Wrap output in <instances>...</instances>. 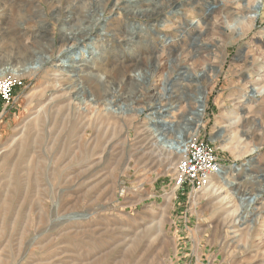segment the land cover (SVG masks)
<instances>
[{
  "label": "rangeland",
  "instance_id": "1",
  "mask_svg": "<svg viewBox=\"0 0 264 264\" xmlns=\"http://www.w3.org/2000/svg\"><path fill=\"white\" fill-rule=\"evenodd\" d=\"M174 1L181 5L165 10L159 23L136 18V29H130L134 44L124 47L111 32L127 30V15L121 8L110 12L116 0H109L102 21L105 28L83 45L82 55L89 60L90 51L102 49L97 63L117 72L121 68L116 64L132 55L145 69L135 70L137 80L127 87L120 86V75L115 82L94 83L96 90L87 87L83 104L74 102L72 114L81 112L91 120L111 106H97L96 98L120 101L110 110L119 113L121 124L113 119L111 125L99 124L87 130L82 142L71 144L70 119L64 121L55 113L62 105L46 110L62 94L51 89L53 80L61 78H55L53 71L62 59L43 66L50 56L49 40L59 46L62 25L56 18L61 14L54 5L65 8L67 3L0 0V73L39 68L35 75L21 77L23 87L14 103L2 104L0 264H264V96L248 99L252 85L264 87V10L253 25L241 26L237 18L245 15L242 0H153L152 6L146 2L138 8L151 10ZM92 2L97 12L106 0ZM92 12L88 17L96 15ZM65 24L66 29L75 27L72 20ZM228 26L240 27L243 35L235 37ZM178 28L185 34L176 32ZM38 31L47 37L41 39ZM158 31L173 39H158L162 37ZM175 39L179 41L171 44ZM179 48L187 49L193 59L187 61L186 54L169 59ZM151 54L162 61L161 67L150 61ZM82 58L76 55L65 65ZM208 65L212 71H204ZM167 77L176 90L182 84L194 92L179 94L182 101L169 119L175 126L156 136L152 130L155 145L139 143L140 127L156 105H142L138 99L142 103L160 92ZM200 97L204 102L197 106ZM199 105L204 107L198 128L193 122L201 113ZM39 116L45 120L36 127ZM197 128L199 140L217 150L224 166L221 174L225 168L250 165L248 175L233 172L228 183L236 185L227 189L208 186L194 194L188 188L178 190L174 183L178 143L191 139L189 134ZM105 136L113 140L107 143ZM256 196L252 205L243 201ZM239 221L241 225L233 229Z\"/></svg>",
  "mask_w": 264,
  "mask_h": 264
},
{
  "label": "bare ground",
  "instance_id": "2",
  "mask_svg": "<svg viewBox=\"0 0 264 264\" xmlns=\"http://www.w3.org/2000/svg\"><path fill=\"white\" fill-rule=\"evenodd\" d=\"M58 1H62V0H54V3L55 4H57V3L60 4V2H58ZM63 1H65V3H67V7L64 8V7L60 6V5H54V10L61 14V17L59 19L56 18L59 21V23L62 25V28H61V31H60V36H59V42H58L59 46H57L56 41H52V43H51V40H49L50 41V44H49V48H50V54L49 55L50 56L47 58L46 61H44L43 66L44 65H49L50 63L52 64V63H54V61L58 62V61H60L62 59V61H60L61 64L58 65V67L55 66L54 68H56V69H54V71H53L56 74L55 78H57V76L58 77L60 76L61 78L60 79H54L53 82L51 83V89L53 90V93L54 92H57V93L62 92V94L58 95V96H55V98L53 100L54 103H52V105L50 103V106L47 107L46 110L47 111H49V110L52 111L53 109L55 110L57 107L62 105V107L60 109H58V111L55 110V113H56L57 118L60 117L61 115L64 116L63 117L64 121L67 120V119H70V126H69V128H70L69 130L70 131L68 133L67 140H70V143L72 144V143H80V142H82L84 140V138H85L84 136H85V134H86V132H87V130L89 128L96 129L99 124H101V126L102 125H111V123H112L111 120L112 119L114 121V124H121L120 123L121 118L118 117L119 113H117L116 111H113L112 110L113 108L110 110V107L112 105L115 106V107L116 106L117 107L120 106V103H119L120 101L119 102L115 101V102H109L108 103L106 100H101L100 98H99V100H97V98H96L95 104L97 106L98 105H101L102 107H107V105H111V106L109 107V110L107 109L108 110L107 112H105L104 114L99 113L91 120L87 119L86 116L84 115V113H81V112H79L78 114H74V115L72 114L73 105L75 104L74 102L77 101V102H79L80 105L83 104V101H84L83 97L86 96V94H87V87L90 86L94 90H96L95 86L93 85L94 83H100V82H106L107 83V82H110V81L115 82L118 75H120L122 77L120 86L127 87V86L132 85L133 83H135V81L137 80V77L135 76V74L133 75L135 70L144 71L145 65L141 66V64L139 62H137L136 60H132L131 59L132 55L131 56H125L124 61H121L119 64H116V66L119 65V67L121 68V71H119V70H118V72L117 71H111L108 68H105V67L103 68L101 63L100 64L97 63V62H101L102 56L104 55V51H102V49L97 50L98 48L96 50H94V51H90V54H91L90 56L91 57L89 58V60L85 59V56L82 55V52H83V49H84L82 47H85L83 45H86L87 43H90L92 41L91 39L96 35V33L98 32L99 29H103L104 30L105 27L102 24V21H103V18L105 17V14L107 13L105 11V8H106V5L108 4L109 0H106V2H104L103 6H102L101 11L98 10L97 12L96 11L94 12V6L92 5V3H93L92 0H89L90 2L89 1L85 2V0H63ZM146 2L150 3L151 6L153 5L152 4L153 0H127L126 3H125L124 8H122L123 6H121V4H123V0H116V2L113 4L112 8L110 9V12L111 11L113 12V10L121 8V9H123L124 13L127 15V17H126L127 23H128V26H126L127 30L125 32H123V33L120 32L117 29L114 32L113 31L111 32V33H114L113 34L115 36L114 38L119 37V39L122 40V42H121L123 44L122 46L125 47V46H130V45L134 44L133 43V35L131 34L130 29L131 28L133 30L136 29V27H135V24H136L135 23L136 22L135 19L136 18H140V20L141 19H146V23H159L160 22L159 18H161L160 16L164 13L165 10L173 9V7L174 8H175V6L177 7L178 4L181 5V3L179 1H174L173 3H169V4H165L166 3V1H165V3L163 2L164 4L160 5L159 7H158V5H154V7H152L151 10H149V9H147V10H139V8H138L139 4H144ZM242 2H243V4L241 3L240 9H241L242 12H245V15L239 16L237 18V22L239 24H241V26H243L246 22H248L250 24V26H251L262 15L261 10L262 9L264 10V0H242ZM222 5H224V2H222ZM257 7H260V8H257ZM137 8H138V10H137ZM91 12H92V14L93 13L96 14L95 16H92V18H91V16L88 17L89 15H87V14H90ZM182 15L187 17V14L185 12H183ZM65 20H72L75 27H73V28L70 27V28L66 29ZM44 23L45 22L43 21V24ZM38 26H39V24H38ZM141 27H143V26H141ZM22 28H24V27H22ZM196 28H197L196 30H200V23L199 22L197 23ZM228 29L231 30L235 34V37H241L243 35V33H244V31H242V29L240 27L228 26ZM174 31H175V29H174ZM6 32H8V31H6ZM176 32H180V33L185 34V32H183V30L181 28L176 29ZM37 33L39 34L41 39L47 37V34H45V33L42 34L43 31H42V33L40 31H38ZM157 33H158V35L159 34L162 35V37H158V39H162V40L163 39H173V37L169 38L167 35H163L162 31H160V32L158 31ZM25 34H26V32H25ZM24 37H25V35H24ZM183 38H185V37L183 36ZM177 41H179V40H176V39L172 40L171 44L172 43H176ZM33 42H34V40H33ZM171 44H170V48L172 47ZM39 46H41V45H39ZM137 49H138L137 52L140 53L139 52L140 48L138 47ZM197 49L199 50V48H197ZM111 50H112V48H111ZM172 50H175V49H170V51H172ZM164 54L165 53H163V56H164ZM182 54H186V60L187 61L193 59V57L190 58L191 53H189L187 49L184 50L182 48L181 49L179 48L178 50L170 53V55H168V57L170 56L169 59L170 58L171 59H179L180 56H182ZM76 55H78V56L80 55V57L82 56L83 57L82 58L83 61L74 62L75 64H73V65H68V66L65 65V63H68L67 61H69L71 58H74ZM118 57H119V55H118ZM168 57L165 59V61L168 59ZM141 60H143V59H141ZM150 61H153L154 63L155 62L158 63V67L162 66V61L155 59L152 54L150 55ZM184 62L185 61H183V63ZM1 63L2 62H0V65H1ZM4 64H5V62H4ZM8 64H6V65H8ZM63 64L65 66H62ZM164 66H166V64ZM212 68H213V66L208 65V66H206L204 68V71H206V70L212 71ZM2 70H4V71H2V73H0V76H5L4 74H5L6 70L5 69H2ZM38 71H39V68L36 69V68L31 66V67H28V68L22 70V73H19V72H21L20 70L13 71L12 75L19 76V77H24L25 74H27V75L29 74L30 76H33ZM17 72L19 73V75L17 74ZM182 73H183V71L181 73H179V74H182ZM195 78H196V76H195ZM165 81H166V83L164 82L163 88L160 89L161 90L160 92L158 91L157 94H155L154 96H150L148 98V100L144 99V101L142 103L140 102L142 100H140V98L138 99L139 104L147 105V104H149L151 102H154L155 105H156L155 108H154V111H152V113H151V116H149L147 118V122H145L143 124V126L140 127L142 130L139 133L137 132L138 136H139V138H138L139 139V141H138L139 143H143V144L147 143L148 145L152 144V146H153V145L156 144V142H154V144L152 142L153 139L155 138L153 136V134L156 136L157 135L156 133H158L160 131L164 132L165 129H168V128L172 127L173 125L174 126L176 125V124H173L172 122H170L169 119L173 118V116L171 115L173 113V110H175L178 107L177 104H180L181 101H182L183 96L181 98V96H180L181 93H183V91H185V90L189 92L190 89L186 88L185 86L180 84V88L181 89L179 88L180 90H176V87H174L175 83L173 82L174 84H172V79L170 77H167V79ZM183 81H185V80L183 79ZM255 84H257V83H255ZM169 87H170V89H169ZM196 88H193V89H196ZM92 90H91V92H92ZM190 91H191V93L194 92L193 90H190ZM97 92H99V91H97ZM95 94H96L95 96H97V93H95ZM248 95H249L248 99L256 98V97H263L264 96V87L263 88H259L258 85H252L250 87V93ZM141 96H143V95H141ZM126 99H127V97H126ZM172 99H173V101L174 100L175 101L171 102ZM122 100H123V98H122ZM163 101H165V102L168 101L169 102V103L167 102L168 103L167 106H162V105L160 106L159 105V103L163 102ZM85 102H86V100H85ZM202 102H204V98L200 97L198 100H196L195 104L198 106V104L202 103ZM249 106H251V105H249ZM145 107H147V106H145ZM145 107H143L142 109H140V108L139 109L143 112V111H145ZM179 107H180V105H179ZM203 107L204 106L199 105V108H197V109H198V112H201V113L200 114L197 113V115L195 114L196 115L195 119L198 116V118H197L198 120L193 122V123L197 124L198 128L201 125V121H200L201 119L200 118L203 116V110H200V108H203ZM149 108L151 110L153 109L152 107H149ZM47 111H45V112H47ZM135 116H133V117L135 118ZM137 116H139V115H137ZM44 120H45L44 116H39L38 119L36 120V127L42 126ZM131 123H132V119H131ZM131 125H134V124H131ZM139 126H141V125H139ZM198 128L194 129V131L189 134L190 138H193V137L198 135V131H199ZM79 129H80V133H81V131H83V133L77 135L78 132L77 133H75V132L79 131ZM153 129H154V131H153V134H152V130ZM136 131H137V129H136ZM248 134L251 135L250 133H248ZM152 136H153V138H152ZM243 136H244V134H243ZM104 139H105V142H107V143H110L113 140V138H109V137H106V136L104 137ZM188 139H189V137L185 141H181V142L178 143L179 152L177 154H179V156L182 154L183 148H184V144L186 143V141ZM136 146H138V145H136ZM150 147L151 146H149V148ZM256 149L257 148L252 150L254 152V154L257 153ZM143 151H144V149H143ZM146 152H147V150H146ZM155 154H157V153H155ZM155 154H154V156H155ZM156 158H157V156H156ZM246 166L251 167L250 165H246ZM222 171H223V168L221 169V173H222ZM233 172H237V174H241L243 172V173H245V175H248V174H246L248 172V170L245 169V168L233 169V167H232L230 171H228L227 168H225L224 169V173L223 174L220 173L221 176L219 174L217 177L213 178V180L211 182V185H210V186H213V188L211 187V189H214L215 187H217V190H219V189H227L228 186L236 185V184H233V183H231V184L228 183L229 182L228 180H229V178H231ZM228 199H229V197H228ZM256 200H257V196L256 197H251V198H243V201L247 202L248 205L254 204L256 202ZM237 219H238V217H237ZM239 225H241V221H239L237 223V226L233 225L232 228L233 229H237Z\"/></svg>",
  "mask_w": 264,
  "mask_h": 264
},
{
  "label": "built area",
  "instance_id": "3",
  "mask_svg": "<svg viewBox=\"0 0 264 264\" xmlns=\"http://www.w3.org/2000/svg\"><path fill=\"white\" fill-rule=\"evenodd\" d=\"M23 87V79L15 75L0 76V102L8 107L16 100ZM224 166L212 144L202 142L197 136L184 144L176 168L174 183L177 189L188 188L192 194L202 192L211 185Z\"/></svg>",
  "mask_w": 264,
  "mask_h": 264
},
{
  "label": "crops",
  "instance_id": "4",
  "mask_svg": "<svg viewBox=\"0 0 264 264\" xmlns=\"http://www.w3.org/2000/svg\"><path fill=\"white\" fill-rule=\"evenodd\" d=\"M3 111H4V108H2V104H1V102H0V116L3 115Z\"/></svg>",
  "mask_w": 264,
  "mask_h": 264
},
{
  "label": "water",
  "instance_id": "5",
  "mask_svg": "<svg viewBox=\"0 0 264 264\" xmlns=\"http://www.w3.org/2000/svg\"><path fill=\"white\" fill-rule=\"evenodd\" d=\"M245 167H247V168H245V169H248V168H249L248 166H245Z\"/></svg>",
  "mask_w": 264,
  "mask_h": 264
}]
</instances>
